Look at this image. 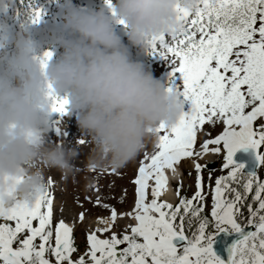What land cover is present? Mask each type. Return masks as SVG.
Here are the masks:
<instances>
[{
    "label": "snow or ice",
    "instance_id": "obj_1",
    "mask_svg": "<svg viewBox=\"0 0 264 264\" xmlns=\"http://www.w3.org/2000/svg\"><path fill=\"white\" fill-rule=\"evenodd\" d=\"M176 11L182 30L153 38L149 54L167 62L169 90L182 97L185 108L174 126L158 129L136 161L134 207L122 214L135 224L130 231H111L119 227L111 209L98 221L105 227L87 234V252L74 260L75 231L64 218L54 225L52 244L55 207L49 179L47 191L30 205L0 207V264H53L50 257L54 264H264V180L257 177V169L264 167V151H259L264 146V0H195L192 8ZM35 15L38 21L39 9ZM53 110L67 114L62 100L55 101ZM221 121L223 131L195 151L200 126ZM79 144L86 147L87 141ZM209 145H216L213 153L221 152L222 145V170H228L215 180L211 217L203 214L201 165L195 161L194 195L181 197L175 207L158 202L168 183L165 170L175 174L183 158L199 157ZM249 149L247 165L234 161L237 151ZM150 180L154 186L146 200ZM87 187L97 185L89 181ZM78 218L83 221L85 213ZM97 233L110 238L99 239ZM118 245L125 246L118 251Z\"/></svg>",
    "mask_w": 264,
    "mask_h": 264
},
{
    "label": "clouds",
    "instance_id": "obj_2",
    "mask_svg": "<svg viewBox=\"0 0 264 264\" xmlns=\"http://www.w3.org/2000/svg\"><path fill=\"white\" fill-rule=\"evenodd\" d=\"M9 3L0 0V10ZM194 3L110 0L108 13L69 5L63 29L77 38L57 37L63 52L55 60L31 37L38 22L35 9L25 14L13 41L15 53L0 57V207L30 205L47 191L50 172L68 179L81 170L74 163L75 147L45 142L55 101L77 114L89 138L87 172L125 167L156 139L161 126L178 122L185 108L182 97L131 59L116 25L123 26L131 45L149 52L153 38L180 33L176 9Z\"/></svg>",
    "mask_w": 264,
    "mask_h": 264
},
{
    "label": "rangeland",
    "instance_id": "obj_3",
    "mask_svg": "<svg viewBox=\"0 0 264 264\" xmlns=\"http://www.w3.org/2000/svg\"><path fill=\"white\" fill-rule=\"evenodd\" d=\"M111 2L114 4L115 0H111ZM69 5L84 11L103 10L105 13L109 12L105 0H10V3L3 10H0V57L11 56L15 53L13 41L19 32L20 20L25 17V14L30 9H39L42 14L38 22L31 27V37L38 43L40 51L47 50L52 52L53 60L59 58L63 52V48L57 43V37L63 36L65 39H70L68 31L63 29L65 23L64 17ZM116 33L122 43L128 48L131 59L141 62L145 69L151 72L154 78L170 87V68L167 62L156 55L149 54V52L131 45L127 40L123 26L116 25ZM57 118V122L51 121L48 125V130L45 133V142L49 146L63 144L68 148L75 147L79 154L74 163L79 165L81 170L68 179L63 178L55 171L51 172V174L48 173L47 178L53 179V186L50 190L55 207L52 242L55 241L54 225L59 220V213L61 211H69L68 219L73 223L75 245L78 249L76 253H73L72 258L76 260L79 256L87 252L84 241L87 234L90 233L86 229L88 224L108 217L113 208L119 216L130 212L134 207L135 186L132 181L135 176V165L139 156L125 167L118 169L115 173H112L111 170L103 174L84 171L83 162L88 154L89 138L79 128L76 113H67L66 115L58 114ZM253 126L254 128L258 127L255 121L253 122ZM57 129L59 132L56 131ZM222 131V121L216 125H201L197 132V144L194 146L195 151H201L199 145L205 139L215 138ZM161 134L164 133L162 132ZM81 139L87 141L86 147H82L79 144ZM212 146L216 147V145H211V147L209 145L208 148H213ZM220 147L222 149V145ZM261 151H264V146L261 147ZM201 156L202 154L199 157L194 155L191 158H183L179 164L175 165L180 173L177 179L178 182L176 180L171 185L178 195L176 204L179 203L181 197L190 199L195 193V169L191 167V162L195 161L200 164L202 177L201 191L204 195L203 214L210 218L212 204L211 192L215 187V180L221 175L226 176L228 170H222L223 150L221 155L216 159L217 165L210 170L205 168L204 163L206 162L201 160ZM257 172L258 179L264 180V167L259 168ZM89 181L96 183L97 187L89 189L87 187V182ZM149 185L150 187L146 189V200L150 199L151 186H154V180H150ZM61 193L63 196H61ZM97 194L100 196L99 205L96 204ZM65 203L67 207H65ZM104 204H108L109 209H104ZM81 211L85 213L83 221H80L78 218ZM242 211L246 214L247 209L242 208ZM0 222H3V220H0ZM8 223L14 227V222L10 221ZM125 229L128 228L121 230L119 226L118 228L114 227L111 231H124ZM102 235L105 239L110 238L108 233H99L97 237L101 238ZM85 259L88 260L90 257L85 256Z\"/></svg>",
    "mask_w": 264,
    "mask_h": 264
},
{
    "label": "bare ground",
    "instance_id": "obj_4",
    "mask_svg": "<svg viewBox=\"0 0 264 264\" xmlns=\"http://www.w3.org/2000/svg\"><path fill=\"white\" fill-rule=\"evenodd\" d=\"M76 116H77V114H76ZM258 119H260V118H258ZM56 131L59 132L58 129ZM210 147H211V145H210ZM210 149L208 151H205V152L202 153L201 160L203 162L216 161L217 157L219 155H221V153H222V149H221V152H219V153H213ZM195 163H197V162H195ZM191 167L195 169V164L193 163V161L191 162ZM194 169H192V170H194ZM179 173L180 172H179L178 169H176L175 174H173L170 170L169 171L165 170V176L167 177L168 183L166 185L165 190L157 198L158 202L162 201V202H165V203H171L172 205L176 204L177 199H178V195H177V192L174 191L173 186L171 185V183H173L174 181H176L178 179ZM176 182H178V180ZM69 214H70L69 211H61L59 213V215H58L59 216L58 219L64 218L65 222L73 227V223L71 222V220L68 219ZM98 221H95V222H92V223L88 224L86 226V229L89 230L90 232H92L98 227H100V228L105 227V225L98 223ZM116 223L121 227V230H122L124 228L129 227V225H134L135 221L132 220L130 216H125V215H119L118 216L117 215ZM97 234H99V233H97ZM101 238L105 239V237L103 235H102Z\"/></svg>",
    "mask_w": 264,
    "mask_h": 264
},
{
    "label": "water",
    "instance_id": "obj_5",
    "mask_svg": "<svg viewBox=\"0 0 264 264\" xmlns=\"http://www.w3.org/2000/svg\"><path fill=\"white\" fill-rule=\"evenodd\" d=\"M69 35H70L71 39H76L77 38V34H75V33L69 32ZM58 114L59 113H52L51 114V116L49 118V121H48V125L50 124L51 121L52 122L55 121V119L58 116ZM233 159H234V161L236 163H245L247 165L248 162L251 159V150L250 149L247 150V151L239 150V151H237L234 154ZM215 166H216V162H214V161H209V162L205 163V168L209 169V170L213 169ZM228 239H229V242H230L232 238L229 237ZM217 250L220 252V254L222 256H225V258H226V254L223 252V247L222 246L217 245Z\"/></svg>",
    "mask_w": 264,
    "mask_h": 264
},
{
    "label": "flooded vegetation",
    "instance_id": "obj_6",
    "mask_svg": "<svg viewBox=\"0 0 264 264\" xmlns=\"http://www.w3.org/2000/svg\"><path fill=\"white\" fill-rule=\"evenodd\" d=\"M37 243H38V241H37ZM53 244V243H52ZM53 246H55V243L53 244ZM74 255V254H73ZM50 260L53 262V264H54V260H55V258L54 257H50Z\"/></svg>",
    "mask_w": 264,
    "mask_h": 264
}]
</instances>
